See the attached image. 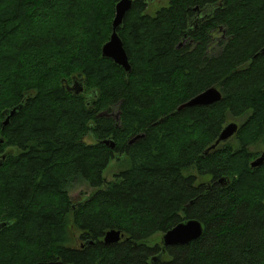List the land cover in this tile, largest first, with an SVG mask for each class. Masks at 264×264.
I'll use <instances>...</instances> for the list:
<instances>
[{"label":"trees","instance_id":"1","mask_svg":"<svg viewBox=\"0 0 264 264\" xmlns=\"http://www.w3.org/2000/svg\"><path fill=\"white\" fill-rule=\"evenodd\" d=\"M154 1L134 0L119 29L127 75L102 56L119 0H0V264H146L162 250L152 237L188 220L203 236L166 248L164 264H264L251 150L264 144V0H170L152 14ZM75 77L86 94L66 87ZM210 87L221 102L177 111ZM229 118L243 119L237 136L206 155ZM75 181L96 190L73 203ZM110 230L124 239L106 245Z\"/></svg>","mask_w":264,"mask_h":264},{"label":"water","instance_id":"2","mask_svg":"<svg viewBox=\"0 0 264 264\" xmlns=\"http://www.w3.org/2000/svg\"><path fill=\"white\" fill-rule=\"evenodd\" d=\"M134 0H119L115 7V17L112 22V33L109 41H107L102 47V56L104 58L111 59L114 64L122 67L127 75H130L132 71V66L129 61V57L127 51L125 49L123 40L119 35V29L123 26L125 18L127 14L133 7ZM264 54V49L262 52ZM73 82V86H69L68 90L74 92L75 95H80L84 92V82L83 80H76ZM223 99L222 92L217 87H210L204 92L198 94L194 98L180 105L178 108V112L183 111L187 108L194 107H207L212 106L216 103L221 102ZM22 105L16 106L11 110H7L5 112L6 119L4 121V126H8L10 124L11 119L18 114ZM240 130V126L236 122H231L226 124L216 142L210 146L205 154H209L212 150L216 149L218 146L222 144H227L237 136ZM144 135H138L130 141V144H134L138 139L143 138ZM4 140H0V143H3ZM102 144L108 146L110 149L114 150L116 147V143L112 139H105L102 141ZM264 163V153L257 158L253 163L252 167L257 168L260 167ZM224 179H221L222 183ZM228 183V182H227ZM1 229L5 227V224L0 226ZM204 233V227L201 222L198 220H188L186 222H182L175 226L173 229L165 233L162 237L161 244L163 246V251L168 247L175 246H185L189 245L194 241L199 240ZM124 239V234L119 230H110L106 233L104 237V243L106 245H112L119 243ZM39 264H63L60 261L56 262H47V263H39Z\"/></svg>","mask_w":264,"mask_h":264},{"label":"rangeland","instance_id":"3","mask_svg":"<svg viewBox=\"0 0 264 264\" xmlns=\"http://www.w3.org/2000/svg\"><path fill=\"white\" fill-rule=\"evenodd\" d=\"M170 0H155L154 2H151L150 7H149V12L150 13H154V11H156L157 9H159L160 7H164L167 6ZM69 84H71L70 86L72 87L73 84L72 82H70ZM231 122H236L239 126L240 124L243 122L242 118H236V119H230L227 122L231 123ZM234 139V138H233ZM231 139V141L233 140ZM91 143L93 142L92 140H88ZM251 150L255 151V152H260V155H262L264 153V144L258 143L256 146H253L251 148ZM125 157V156H124ZM126 159L121 157V162L118 163L117 160H113L111 161L110 165L108 166V168L106 169L105 173H104V177L108 182H113L115 181V175L117 173H119L122 170V166L123 164H125L124 162ZM207 178H205L206 180ZM95 188L91 187L87 182L85 181H75L72 186L69 189V196L72 200L73 203L79 202L83 199H85L86 197L90 196L92 193L95 192ZM75 232V237L73 242L71 243L72 246L78 247L80 245L77 236L78 233ZM162 237L163 234H156L154 237H152L151 239V244L158 242L161 243L162 241Z\"/></svg>","mask_w":264,"mask_h":264},{"label":"flooded vegetation","instance_id":"4","mask_svg":"<svg viewBox=\"0 0 264 264\" xmlns=\"http://www.w3.org/2000/svg\"><path fill=\"white\" fill-rule=\"evenodd\" d=\"M211 10H212V8L211 7H208V6H206V7H204V8H198V7H196V9H194L193 10V15H192V18H191V24H194V25H196V27H198L199 26V24H203L206 20H207V18H209V15H210V13H211ZM196 30L198 29V28H195ZM222 38L224 39L225 38V35L223 34L222 35ZM110 39V38H109ZM109 41V40H108ZM184 43V42H183ZM185 44V43H184ZM191 44V43H190ZM193 44V43H192ZM261 54H263V53H261ZM129 57V56H128ZM106 59H108V58H106ZM109 60H111V59H109ZM112 61V60H111ZM130 61V60H129ZM113 62V61H112ZM114 63V62H113ZM131 64V63H130ZM122 68V67H121ZM74 79H76V80H83V79H78V78H73V80H72V84H73V82L75 81ZM71 84H67L66 85V87L68 88L69 86H70ZM70 91V90H69ZM72 92V91H71ZM84 92H85V88H84ZM83 92V94H86V93H84ZM74 93V92H73ZM111 116L114 118L115 117V114H111ZM116 157H117V155H116ZM1 223H3V222H0V226H1ZM0 230H1V227H0ZM77 239H78V237H77ZM79 241V243H80V245L78 246V247H75V246H72L71 244H70V247H72V248H74V249H76V251L77 252H82L81 250H78V249H82L83 247H84V243L82 242V241H80V240H78ZM161 244V243H160ZM161 246V248H162V250L161 251H159V252H152L151 254H149L147 257H146V260H145V263L146 264H164V263H167L168 262V257H169V254H168V252H167V250H165V251H163V246H162V244L160 245ZM58 262V261H60V262H62L63 264H73V263H66V262H64L63 260H61V259H59V258H57V259H55V260H49V261H40V262H37V263H35V264H39V263H47V262Z\"/></svg>","mask_w":264,"mask_h":264}]
</instances>
